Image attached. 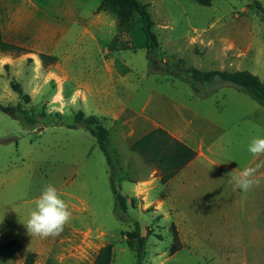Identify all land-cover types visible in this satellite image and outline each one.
<instances>
[{"label":"rangeland","instance_id":"obj_1","mask_svg":"<svg viewBox=\"0 0 264 264\" xmlns=\"http://www.w3.org/2000/svg\"><path fill=\"white\" fill-rule=\"evenodd\" d=\"M139 1L149 5L159 44L151 63L138 15L123 31L113 11L97 9L101 0H0L2 34L16 24L28 38L43 34L40 47L56 52L64 73L28 104L9 85L13 77L28 94L21 71L0 76V104L19 102L37 118L26 128L0 111V264H92L106 245L111 264H264V164L259 186L248 192L228 175L264 161L247 151L252 137H264V107L218 79L199 84V96L161 72L162 62L182 60L203 71L246 70L264 82V14L252 0H213L209 7ZM55 64L56 57L44 66ZM78 111L108 130L112 174L96 139L68 127ZM157 127L196 153L164 184L129 149ZM48 183L62 193L72 219L59 236L42 239L24 223ZM113 188L135 199L122 220ZM134 221L144 237L139 257L125 242Z\"/></svg>","mask_w":264,"mask_h":264},{"label":"trees","instance_id":"obj_2","mask_svg":"<svg viewBox=\"0 0 264 264\" xmlns=\"http://www.w3.org/2000/svg\"><path fill=\"white\" fill-rule=\"evenodd\" d=\"M192 1L203 7H209L213 2V0ZM254 5L259 12L264 14V8H262L257 1L254 2ZM148 6L149 5L144 4L139 0H101L97 9H109L113 11L118 21V27L123 31L127 30L132 23L133 15H138L141 19L143 32L146 38V57L151 63L153 51L159 48V44L157 43L155 34L152 32L154 23L148 12ZM22 51L21 48L8 43L4 39L0 26V53L19 55ZM40 57L43 65H46L49 61L52 62L55 60V57L48 55H41ZM162 63L164 64V69H162L161 72L171 73L170 76L172 78L189 84L196 95H205V93L200 91L198 87L199 84H202V86L207 85L218 79L223 83L231 84L237 89V91L244 93L256 104L264 107V82L261 81L257 75H254L249 71H203L193 67L186 68L182 60H176L171 63ZM9 85L12 91L18 95L19 100H22L24 104L30 102V97L23 92L19 83L15 80H10ZM0 111L12 118L19 119L22 125L26 128H33L37 123L35 115H32L31 112H27L19 102L15 105L0 104ZM73 120L74 124L68 127H82L96 139L98 148L104 155L112 174L113 161L111 154L105 145L108 130L103 127L101 121L97 117L93 115L84 116L82 111H78L74 115ZM129 149L131 152L140 156L145 163L154 166L160 172V182L162 184L166 183L179 171L185 168L196 155L193 149L188 147L182 141L174 138L160 127L154 128L136 139L131 143ZM113 194L115 200L114 211L117 217L122 220L127 217L128 207L135 208V199L119 194L114 188ZM133 226V230L125 235V242L127 247L134 249L136 256L139 257L144 244V237L141 235L139 224L136 221L133 222ZM173 234L174 238H176L175 230H173ZM177 249L178 246L175 242L171 248V253ZM111 261L112 246L106 245L98 250L92 264H111Z\"/></svg>","mask_w":264,"mask_h":264},{"label":"clouds","instance_id":"obj_3","mask_svg":"<svg viewBox=\"0 0 264 264\" xmlns=\"http://www.w3.org/2000/svg\"><path fill=\"white\" fill-rule=\"evenodd\" d=\"M247 151L252 157L264 156V137H252L247 145ZM264 161L255 166L233 170L231 175L234 188L243 192L251 191L259 186L257 173ZM235 173V174H233ZM34 208L30 211L27 222L24 223L29 235L46 239L59 236L72 219L69 204L62 198V193L51 183L45 184L40 194L34 199Z\"/></svg>","mask_w":264,"mask_h":264},{"label":"crops","instance_id":"obj_4","mask_svg":"<svg viewBox=\"0 0 264 264\" xmlns=\"http://www.w3.org/2000/svg\"><path fill=\"white\" fill-rule=\"evenodd\" d=\"M98 19L100 20V18ZM13 27L14 31L12 30L7 35H4L3 33V37L8 43L21 48L23 51L19 55L12 53H0V76H3L4 73L8 72L10 78L11 76H13V71H21L22 79L29 86L27 95L32 101V96H39L43 94L42 88L45 87L47 82L55 79L56 81H59V83H61L64 73L60 72L61 69L58 63V61L60 62V59L57 56L56 52L54 50L48 51L47 49H45L44 45H41L40 47V43H38V41L40 39H44L40 37L43 34H38L36 35V37L34 36V38H28L25 33H22L18 30V24H16V26L13 25ZM41 55L56 57L57 65H48L45 67L41 60ZM10 80L15 79L12 77L9 79V81ZM59 93H62V86L60 87ZM54 96L57 97V93H55Z\"/></svg>","mask_w":264,"mask_h":264},{"label":"water","instance_id":"obj_5","mask_svg":"<svg viewBox=\"0 0 264 264\" xmlns=\"http://www.w3.org/2000/svg\"><path fill=\"white\" fill-rule=\"evenodd\" d=\"M252 1H256V0H252Z\"/></svg>","mask_w":264,"mask_h":264}]
</instances>
